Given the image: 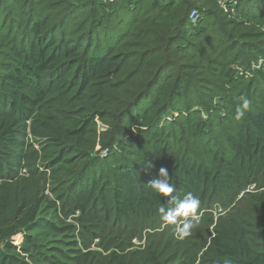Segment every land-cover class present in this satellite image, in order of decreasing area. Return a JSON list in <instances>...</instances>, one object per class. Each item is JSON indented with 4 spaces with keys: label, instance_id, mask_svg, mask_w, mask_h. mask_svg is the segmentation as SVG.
<instances>
[{
    "label": "trees",
    "instance_id": "1",
    "mask_svg": "<svg viewBox=\"0 0 264 264\" xmlns=\"http://www.w3.org/2000/svg\"><path fill=\"white\" fill-rule=\"evenodd\" d=\"M0 264H264V0H0Z\"/></svg>",
    "mask_w": 264,
    "mask_h": 264
},
{
    "label": "clouds",
    "instance_id": "2",
    "mask_svg": "<svg viewBox=\"0 0 264 264\" xmlns=\"http://www.w3.org/2000/svg\"><path fill=\"white\" fill-rule=\"evenodd\" d=\"M195 16V13H193ZM192 23H196L193 19ZM242 103L238 107L235 115L237 121L244 118L249 110L250 101L247 98H241ZM164 202L160 205L158 211L161 214L162 225L165 227L173 226L179 239L183 240L192 235V229L199 223L202 213L200 209V200L191 192L186 193L182 198L176 193V187L170 183V175L166 168H160L157 177L151 179L147 185ZM167 205V207H166Z\"/></svg>",
    "mask_w": 264,
    "mask_h": 264
},
{
    "label": "rangeland",
    "instance_id": "3",
    "mask_svg": "<svg viewBox=\"0 0 264 264\" xmlns=\"http://www.w3.org/2000/svg\"><path fill=\"white\" fill-rule=\"evenodd\" d=\"M253 187V186H252ZM220 212V209L219 207H217L216 205H213V209L211 211V213H213V216L216 217L218 215V213ZM202 215H203V212H201ZM78 214H76L77 216ZM201 215V216H202ZM68 222L69 223H73V219L70 217L68 219ZM163 226V225H162ZM159 227V226H158ZM164 228V226H163ZM166 228V227H165ZM157 230V229H156ZM162 230L161 226L160 228L158 229V231ZM212 229L210 228V231ZM148 230H143L142 231V235H145L146 232ZM91 233H95V232H91ZM74 239L77 241V244H78V249L81 250V253H87V252H90V251H98V248H97V245L99 244V240L96 239V238H93V235L92 234H89L87 232H81L79 230V228H77L74 232ZM21 243L17 241V238H15V244L16 245H19ZM134 243L136 245L139 244V241L135 240Z\"/></svg>",
    "mask_w": 264,
    "mask_h": 264
},
{
    "label": "built area",
    "instance_id": "4",
    "mask_svg": "<svg viewBox=\"0 0 264 264\" xmlns=\"http://www.w3.org/2000/svg\"><path fill=\"white\" fill-rule=\"evenodd\" d=\"M193 13H195V16H193ZM195 19L196 20V23H192V20ZM189 22L192 24V25H196L198 22H199V15L196 11H192L190 14H189ZM260 65V62L259 64L257 65V67H259Z\"/></svg>",
    "mask_w": 264,
    "mask_h": 264
}]
</instances>
